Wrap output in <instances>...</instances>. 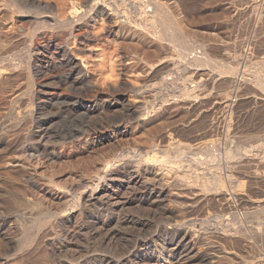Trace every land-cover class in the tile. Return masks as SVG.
<instances>
[{
  "label": "rangeland",
  "instance_id": "obj_1",
  "mask_svg": "<svg viewBox=\"0 0 264 264\" xmlns=\"http://www.w3.org/2000/svg\"><path fill=\"white\" fill-rule=\"evenodd\" d=\"M43 1L53 2V4H55V6L57 7L56 11H58L59 16L64 17L65 16L64 13L68 12V10L73 5V2L82 4L84 3L85 0L84 1L83 0H43ZM161 1L164 2L167 8L170 10H175L177 8L176 7L177 2L178 4H182V6H186L187 8H189L190 16L192 17V21H193V30H194L193 39L198 41L200 44H205L210 48H212L213 51H215L214 53L215 54L217 53L216 56L221 60V64L227 66L226 67L227 69L228 67L237 68L236 71L237 74L233 75V74H229L228 72V74L226 73L225 75L223 74L222 76L217 72L212 73L213 71L210 72V70H201V69L198 71H196L197 69L193 71L192 70L186 71L188 72L186 73L185 71L183 72V70L182 71L177 69L174 70L173 68L174 66H171L169 68L167 67V68L156 69L155 71H151V73L149 74L147 73L150 71L142 75L139 74L138 76L134 77V79L132 80L133 83L141 84L144 81L148 80L147 81L148 88L150 89L151 87L152 89L151 95L153 97L151 95H147L148 97L144 95L143 101H145L146 103L145 105H151L153 102H156V100L159 101L162 105L164 104L168 105L169 103H170L169 105H172L176 103L178 100L177 98L180 97L182 86L185 83V79L188 77L190 78L189 80L187 79V81H190L189 83L191 85L193 84L192 81H200L199 80L200 78L206 77L208 79V82L210 81L209 85L207 82V89H209L208 92L213 94L212 95L213 100L211 101V105H209V108L205 107L204 109H201L202 112L200 110H199L200 112L199 111L196 112L188 109L176 108L174 110H171L167 114H164V116H162V118L159 120L150 119L151 117L149 118L147 115H146L147 117L146 116L137 117V115L132 114L131 111H128L126 107L128 101H130V99L131 100L133 99V94L131 92H126L123 99H115V97L118 96V94L117 93L115 94L111 90L110 92L109 89H106L107 86L105 85L109 82L115 85V87L119 88V85L116 84H118L119 81L121 80L118 71H119V63L122 60L123 53L127 52L129 53L130 56H133L134 58H131L129 60L131 61L135 69H140L141 71V67H142L141 65L143 61L142 59L143 57L145 58L148 56L149 57L152 56L151 52L153 51V47L148 46L149 44L147 43L145 45L144 42L138 43L135 41H131L130 39H128L129 41L128 40L121 41L120 39H116L115 37L107 38L105 29L103 28L104 27L103 20L99 19L96 28L94 30L96 33V37L92 42L93 47H97L99 51L92 52L89 51L88 49L81 50V54H83L86 59L88 58L87 60L85 59V61L87 62L90 69L98 74H103V77H101L102 79L100 78L101 80L98 81L99 82L98 85L97 84H95L96 86L92 85L93 87L91 86L90 83H89L90 84L89 87L87 86L88 84L86 83L78 84L75 86H71V84H67L68 86L59 85L55 83L58 82L59 80V76H60L59 70L58 69L55 70L53 68L55 71L52 69L51 70L52 72L51 71L48 72L49 73L48 76H52L49 77V81H51L50 82L51 84L46 88L47 92L42 93L40 95L42 97L41 100L43 99L44 96L46 97L54 96L53 97L54 100L49 101V104H52V107L49 110L50 112L49 116L52 118V122L50 123L51 127L49 126L48 128V140L50 143L47 142L49 144L47 145V152L44 151L43 149H40L41 151L38 150L39 152L37 151L35 153L36 155L35 154H33L32 156L29 155L28 152L24 151L23 148L24 144L22 143L23 137L21 133L18 134L17 133L18 131H15L11 128H7L5 130L6 133L3 132L4 136L0 135V214L3 215V216L0 215V220H7V223L5 224L3 230L5 231L6 228L8 231L11 230L9 231V233L8 231L4 232V234L6 233L5 235H8V237L11 235L14 236L17 235V237H21L22 232L20 233V231L22 230L21 226L24 224L23 222L26 223L31 218L37 217V213L40 212L42 209L41 206L45 207L48 204L57 205L63 202L64 198L61 196L67 192V190L69 189V185L72 182L79 181V178H81V176L84 173L83 164L85 163L82 162H86L88 161V159L92 164V165L90 164L91 168H93L103 160L109 157L112 158L114 155L121 154L120 152H122V150L126 148L127 149L132 148L131 149L132 151L142 150L145 156H151L154 154V156L161 155L162 156L161 159H164L166 156H171V158H173L174 155H172L170 151L172 149L171 147L176 146L177 142L191 141V140L193 144H201L208 141L210 144L212 142L213 144L210 145H213L214 149L219 154L225 153L226 150L227 152H229V150L233 151L240 147H244L249 150L253 148L261 150L264 148V121L260 120L263 117L259 115L258 107H255L256 102L252 98L254 94L250 93L251 95L249 94L247 95L250 98H252L251 101L250 98L246 96V93L244 94L246 90L243 88L245 86H243L244 84H242L243 83L242 81L238 80L236 83V85L238 86V87L236 86L237 89L242 88V90L239 89L241 90L240 92H238V94L240 93L239 96H237V92L230 94L231 98L233 97L232 99L234 100L237 99L236 108H234L235 110L232 111L233 113L231 112V110H229L228 112L227 111L228 109L225 111L223 106L222 107L219 106L217 108V105L214 104L215 102L216 103L218 101L220 102L223 99V97L226 95L225 91H227L229 88H227V84L225 83L229 82L228 80L230 78H231L230 81L234 79V77H239V79L242 76H244L245 78H252L253 75H255L256 73H259L261 71L264 72L263 71L264 70V63H263L264 62V28L261 29V25L264 24V0H161ZM11 9L12 6L9 0H0V55L4 57H6V55L17 56V54H20V52L23 51L24 49L22 43V40L24 39L23 37L25 36L29 37L32 36V34L33 35L37 34L38 33L37 28H39V30H43L44 28L40 27L41 25H38L37 21H39L38 18L41 19V17L45 18L47 16V14L45 13H41L40 15H32V14L22 15L14 12ZM18 16L23 17V19L21 20L17 19ZM54 33L57 34L58 38L60 37L61 39L60 41H64L63 40L64 38H62L63 36L65 37L64 32L62 33L61 30L60 31L57 30ZM256 40H260L259 41L260 45H258V47L253 45L254 44L253 41L255 42ZM72 41L73 40L70 39V42L73 44ZM17 42H19L20 44ZM72 44L70 45L73 46ZM14 45L15 46L17 45L16 48L19 49L18 53L16 52L17 49L14 47ZM75 45L76 47L79 46V44H75ZM250 45L251 47L254 48L251 49ZM19 47H21L22 50H20ZM249 48L251 49L250 51H248ZM244 50L246 51L244 52ZM141 56L143 57L140 59ZM197 72L199 75L196 74ZM9 74L10 72H8L5 75V78H7L6 80H4L5 79L4 78L3 79L4 81L3 80L0 81V121H4L7 123H9V121L11 122L14 118V115L12 116L13 109L10 106H8L9 104L7 101L8 99L10 100L14 97L13 91L16 90V87L19 86L22 82L26 81L25 78L26 76L23 73H22L23 75L20 74L21 76L17 75V73L15 74V72L13 73L11 72V74L10 75ZM13 75H17L16 76L17 78H15ZM195 83L196 82H194V84ZM151 84H153L154 86H152ZM240 85L241 87H239ZM154 87L157 92L154 91L155 90ZM237 89L236 91H238ZM105 90L106 91L108 90V92L106 93ZM250 90L253 91V88L250 87ZM78 92L80 93L78 94ZM153 92L154 93L156 92L155 93L156 96L155 94H153ZM97 93L98 94L104 93V96H97L96 95ZM260 93L261 95L257 94L254 97L262 98L264 100V91L263 93L262 91ZM220 94L223 95L220 96ZM66 97L67 98L80 97L82 100L88 101V103L92 104V106L88 108L87 106L81 105L82 106L81 107L80 104L77 103L76 105H74L75 113L73 115H67L64 113L63 110L62 111L60 110V107L61 108L67 107V105L70 103L69 101H68L69 103L65 102ZM142 97L140 98L142 99ZM145 97L147 101L149 100L150 101L147 102L145 100ZM166 98L169 99V102H165L164 99ZM41 100L39 99L38 101L41 102ZM166 101L168 100L166 99ZM26 102L27 99L25 97L19 104L16 102V106H15L16 108L14 107V109H17V111L24 109ZM141 103L143 107L144 102H142V100ZM145 105L144 107L146 108L152 106L151 105L148 107ZM222 108L224 110H222ZM150 109H151L150 111H152V108ZM223 111H225V113H223ZM223 119L224 121L225 120L226 121L224 122ZM193 120H196L194 121L195 122L194 124H193ZM217 124L218 125L221 124V125L218 126ZM212 125L214 126V128ZM9 129H11L12 131ZM100 129L102 130L104 129L106 132L108 131L109 132L108 134H110L111 137L109 136L110 138L108 137L105 141L97 142L96 144L91 143V136L93 137L94 133ZM146 149L148 150V152L146 151ZM42 151H44V153ZM263 157L264 154H261V156L257 157V159L254 158L255 161L253 160V162L252 161L249 162L252 164L254 163L253 164L254 166L259 165L258 166L259 170H261L263 174V178H262L263 181L260 180L261 182H258L256 184L253 183L255 186L251 184L253 193L257 191L258 194L257 193L253 194L252 192L248 193L247 190L249 188L247 186V183H245L246 184L244 186L245 188L240 186L241 183L244 181V177L246 180V174L248 175V173L254 171L256 167L252 166L251 164L248 167H246V165H248L249 163L244 162L242 159L237 157L238 160L237 158L231 159L226 164H222L223 166L221 168L217 169V171L221 170L223 172H226L225 174L228 173L232 180L230 181L232 182V187L229 184V179L227 182V187H225L226 191L229 190L227 191L229 193L227 196L229 198L228 200L226 199L227 201L223 199L218 200L217 199L218 196L216 197V195H214L215 192L209 193V195L204 193L205 196L207 197L206 198L202 193V191H199L198 193L200 195L195 197L194 203H192V206L194 208L192 206L190 207L187 206L189 207L187 209L186 205H184L183 207L179 206L180 207L179 208L176 204L170 202L171 206L173 205L176 208L175 212L173 213L175 215L172 214L173 216L171 214H167V216L163 214L162 210L160 209L161 207H163L161 205L158 207H154L157 208V214L155 211L153 212V208H148V206L146 205L142 206V208L136 207L135 205L129 206L130 208H128L127 211L129 210L130 212L126 211V213L124 212V214L129 216L134 221L131 222V224L130 223H126V224L127 225L130 224L129 225L130 227L132 226L134 227L131 229L129 226L126 227V224H124L125 228L123 227L124 225H119L118 227L115 225L116 227L113 228V232L111 234L112 241L108 239L107 242L108 244L104 243L103 246L99 242H96L97 240L99 241V239L95 238L96 239L95 240L88 238L89 236L88 234H86L88 230L85 228H83V231L82 229L81 231L79 229L77 230V233H79L78 236L74 235L72 237V235H69L70 237H68L64 233H62L63 236L61 235L62 237L60 236L59 240L55 239V242L47 241L49 242V245L45 244V246H43L44 244L43 245L41 244L42 246L40 245L38 249H36V246L34 245L29 246L32 250H34V252L30 250L29 247L28 249L26 247L21 250L18 249L20 250L19 252L17 248L16 250L14 249L15 248L13 247L15 246L14 244H10V246H8L9 244H7L5 241L2 242L0 240L2 242V243L0 242V264L1 262L2 264H78L79 261L82 260L78 258L83 256L82 254H85L84 256L90 254L89 253L90 250L95 247L97 250L100 249L99 251H101L98 252L96 250V252H94L96 254H104L103 251H105V254L108 253L107 255H112L113 253V255L116 256L117 253L120 252L119 254L123 256L128 250L127 240L129 239V236L131 238L132 235L134 237L137 235L140 236L144 235L141 236L143 238L149 235L148 237L151 238L152 236L161 233L163 229L161 230L160 228L164 224V221L166 224V221L168 220H169L168 222L171 221V223L172 222L175 223L177 220V222L179 223L180 222L184 223L185 226L189 225L190 227L191 226L194 227L197 236H195L196 234H193L195 238L191 237V239L192 241L194 240L193 243L195 242L194 243L196 248L195 252L198 251L200 254L201 252L202 254L219 253L222 256L221 258H216L212 261L209 260L201 261L197 258L194 259L186 258L184 253L183 255L179 254L172 257V259L166 262L165 264H263L264 238L263 239L260 238L264 236L259 237L258 234L255 233V231L257 232L256 229L258 228L257 221H261L263 219L262 222L264 223V207H262L264 206V172H263L264 158ZM259 158H261L262 163L260 162ZM250 167L253 169L251 170ZM261 167H263V170L261 169ZM245 171L247 172L245 173ZM155 172L160 173V171H158L157 168H155ZM254 187L255 189L257 188L259 190L257 189L254 190ZM198 190L200 189L198 188ZM232 192H234L235 195H233ZM245 192L251 194L250 195L251 199H254L255 196L257 195L260 197L262 206L260 204L259 209L262 207L263 209L261 208V210L263 211L260 213L261 211L260 210L258 211V213H260V217H262L261 219L257 218L258 216V213H256L258 210V207L256 208L257 205L249 201L250 199L247 198ZM259 192L262 194H260ZM15 200L19 201L21 206L23 204L22 206L23 208H21V206ZM27 200L30 202V204ZM19 206L21 208V211ZM143 207H146V210H144L145 208ZM159 209L161 210V212H159ZM148 210L150 212H145ZM16 211L17 212L24 211V213L23 214L20 212L17 213ZM250 211L252 212V214H250L252 216L249 218L250 220L249 221L246 220L244 217L245 214ZM162 214L165 215V217ZM152 215L155 221L149 220V219H153ZM16 216L18 220L15 219ZM169 216L171 217L169 218ZM254 216H256L257 219ZM1 217L3 218L1 219ZM207 218L209 219L207 220ZM31 220L32 221L27 222L28 232L34 229V223H33L34 220L33 219ZM194 220L196 222H194ZM192 221L194 223H192ZM17 222L21 225L19 226ZM143 222L146 224H144ZM205 222H207L208 224L206 225ZM262 222L258 223L259 226L260 223ZM223 223L224 225L228 223L229 225H232L233 227H236L239 230L240 228L243 227L245 229L247 225V229L245 230L249 232L248 235L251 234L249 235L248 238H251V240L249 241H251L252 244H249L251 243L249 242L248 245L245 242L248 245L247 246L245 243L242 242V240H240V242L242 243L241 245V243H238L239 240L235 241L233 239H230V237L228 238L226 236H222L218 234L217 232L218 230L216 231V227L218 229V227L223 226ZM263 223L259 228H261L262 226L264 228ZM143 224L144 226H142ZM112 226L114 227V224ZM153 226H155V228ZM207 226H209L210 228L209 227L208 229L205 228ZM256 226L257 228H255ZM249 227L250 229L251 228L255 229V230L253 229L254 233H252V230H250ZM123 228L124 229L128 228V229L125 231ZM263 228L260 229L262 233L264 232ZM145 229L147 232L149 231L148 233L151 234H147ZM150 230H152V232ZM134 231L135 233L136 231H138L136 233L137 235L134 233ZM145 232L147 235L145 234ZM124 236H126L125 239L123 238ZM140 236L137 237L141 238ZM77 237H79V239ZM118 237H120L119 239H122V241L117 239ZM84 238L87 240H84ZM62 239L64 240V243H62L63 242ZM86 241H89V244L90 242L91 244L92 242L93 244H95L94 242H96V244L100 246L97 247V245L96 246L94 245L95 247L92 246V248L89 249L86 247V244H88V242ZM51 242L54 245H51L52 244ZM109 242L110 245L112 246L109 245ZM89 244L87 246H89ZM50 245L51 247L49 248ZM58 245L62 246V249ZM125 245L127 246L126 248ZM107 246L108 247L110 246L111 250L108 249ZM52 247L54 248L52 249ZM68 247L69 248L72 247L71 248L72 250L65 249ZM118 247L120 248V250L118 249ZM104 248L106 249L104 250ZM54 249L57 251H55ZM73 249H76L77 252L76 250ZM82 249L85 251V253L84 251L81 253ZM46 250L47 252H45ZM87 250L88 253H86ZM107 250L109 252L112 251L113 252L109 254ZM246 250L249 251L251 250V252L248 254V252L246 253ZM115 251L118 252L116 253ZM221 251H225L226 254L223 255ZM69 252H71L72 254ZM22 253L25 254L23 255ZM7 254L9 255L7 256ZM12 254L13 256H11ZM79 254L81 256H79ZM70 255L74 257L78 255L76 259L77 261L73 260V258H71ZM116 257L123 258L119 255ZM156 263H157V257H155L150 262H148V264H156Z\"/></svg>",
  "mask_w": 264,
  "mask_h": 264
},
{
  "label": "bare ground",
  "instance_id": "obj_2",
  "mask_svg": "<svg viewBox=\"0 0 264 264\" xmlns=\"http://www.w3.org/2000/svg\"><path fill=\"white\" fill-rule=\"evenodd\" d=\"M9 1L12 6L11 10H13L14 12L18 14H22V15L23 14L40 15L41 13L47 14L45 18L41 17V19H39L38 17H36L39 20L37 21V24L41 25L40 27L44 28L43 30H39V28H37L38 29L37 34L35 35L32 34V36L28 35L29 37L25 36L26 38L23 37L24 39L23 40L21 39L23 46H24L23 51H21L22 53L20 52V54H17L19 49L16 48L17 45L16 46L14 45V47L17 49L16 50L17 53H15L17 54V56L16 55L15 56L6 55V57H4L0 55V81H2L5 78V75L8 72H10V74L11 72L12 73L15 72V74L17 73V75L19 76H21L20 74L23 73L26 76L25 77L26 81H24L25 83L22 82L19 86H17L16 90L13 91L14 97L13 98L11 97L12 99L10 100L8 99L7 101L9 104L7 105L13 109L12 116L14 115V118L11 122L8 120L9 123L0 121V133H2L0 135L4 136L3 132H5L7 128H11L15 131H18L17 132L18 134L21 133L23 137L22 143L24 144V147H23L24 151L28 152L29 155L31 156L40 149H43L44 151L47 152V145H49L47 143L49 142L48 128L50 126V123L52 122V118L49 116L50 115L49 110L51 109L52 104H49V101L51 100L53 101L54 96H51V97L44 96L42 100H41L42 97L40 96L42 93L47 92L46 88L51 84L50 83L51 81H49V77H52V76H48L49 75L48 72H50L53 68L55 70L56 69L59 70L60 72L59 80L58 82H55L59 85L71 84V86H75L78 84L86 83L88 84L87 85L88 87L90 84L91 86L92 85L96 86L95 84L98 85L99 83L98 81H100L102 79L101 77H103V74H98L96 72H93L90 69L87 62L85 61L86 59L85 56L81 54V50H85V49H88L89 51H92V52L99 51L97 47H93L92 45V42L94 41L96 37V33L94 30L96 28V25L99 19L103 20V23H104L103 28L105 29L107 38L115 37L116 39H120L121 41H127L128 39H130L131 41H135L138 43L144 42L145 45L147 43L149 44L148 46L153 47V51L151 52L152 56L150 57L148 56L145 58L143 56L140 57V59L143 57L142 59L143 61L141 60L142 61L141 71L140 69H135V67L132 65L131 61L129 60L134 57L130 56L129 53L127 52L123 53L122 60L119 63V71H118V74L121 77V80L119 81L118 84H116V85H119V88L115 87V85H113L112 83H109V82L107 84L105 83L106 84L105 86H107L106 89H109V91L111 90L115 94L116 93L118 94L119 97L115 95L116 96L115 99H123L126 92H131L133 94V99L132 100L130 99V101H128V103L127 104L125 103V104H126L128 111H131L132 114L137 115V117L138 116L144 117L147 115L149 118L151 117L150 119L159 120L162 118V116H164V114H167L168 112L176 108L177 109H188V110L197 112L199 110L201 111V109H204L205 107L209 108V105H211V101L213 100L212 99L213 94L208 92L209 89H207L208 79L203 75L206 79L200 78L199 79L200 81H192L193 82L192 85L189 83L190 81H187V79L189 80L190 77L186 79L184 78L185 83L182 86V91L179 97L180 99L177 98L178 100L176 103L174 104L171 103L172 105H169L170 103L168 105L167 104L162 105L159 101L156 100V102H153L154 104L152 103L153 105L151 104L152 106L145 105L146 103L145 101H143L144 95L146 97H148L147 95H151L152 89L151 87H150L151 90L148 88V84H147L148 80L144 81L141 84L133 83L132 80L134 79V77L138 76L139 74L142 75L150 71L147 73L149 74L151 73V71H155L156 69L167 68V67L169 68L171 66H174L173 67L174 70L176 69L181 70V71L183 70V72L191 71V70L193 71L195 69H197L196 71H198L201 69V70H210V72L213 71L212 73L217 72L222 76L223 74L224 75L226 73L228 74V72L229 74H233V75L237 74L236 72L237 68L228 67L229 69L228 70L226 68L227 66H224L221 64V60L216 56L217 53L215 54L214 53L215 51H213L212 48H210L209 46L205 44H200L198 41L193 39L194 30H193L192 17L190 16V12H189L190 9L187 8L186 6H182V4H178V2L176 6L177 8L175 10H170L167 8L165 3L162 2L161 0H85V1L83 0L84 3L82 4L73 2V5L69 9L70 11L68 10L67 13L65 12L64 17H60L58 14V11H56L57 7L51 1H43V0H9ZM17 19L21 20L23 19V17L18 16ZM262 28H264V24L261 25V29ZM57 30L59 31L61 30L62 33L64 32L65 37L64 36L62 37L61 35V37L64 38L63 39L64 41H60L61 40L60 37L58 38L57 34L54 33ZM70 39L73 40L72 41L73 44L70 42ZM259 41L260 40H256L255 41L256 43L253 41L254 44L253 43L252 44L258 47V45H260ZM70 44H72L73 46H71ZM75 44H79V46L76 47ZM19 48L20 50H22L21 47ZM253 48L254 47H251V49ZM251 49L249 48L248 51H250ZM245 51L246 50H244V52ZM158 72H161V71H158ZM196 74H198V72ZM17 75H13V76L17 78L16 77ZM6 79L7 78H5L4 80ZM230 79L228 80L229 82L225 81L226 82L225 84H227V88H229L227 91L224 90L226 95L224 94L225 96L220 102L218 101L217 103L216 102L214 103L215 105H217V108L219 106L221 107L223 106L225 111L228 109L227 110L228 112L229 110H231L232 112L233 110H235L234 108H236L237 99L235 100L232 99L233 97L231 98L230 94L237 92V96H239L240 93L238 94V92H240L242 88H239L241 90L236 88L237 86L236 83L238 80L243 82L242 84H244L243 86H245L243 88L246 90V92L244 91L243 92L244 94L246 93V96L248 94L249 95L254 94V96L257 94L261 95L260 92L262 91L263 93L264 91V72L262 71L253 75L252 78H245L244 76H242L240 79L239 77H234V79H232L231 81ZM194 82L196 83L194 84ZM209 82H208V85H209ZM151 85L154 86L153 84ZM239 87H241V85ZM250 87L253 88V91L250 90ZM236 89L238 91H236ZM154 91H156V89ZM107 92L108 90L106 91V93ZM79 93L80 92H78V94ZM155 93L153 92V94ZM96 95L104 96V93H99V94L97 93ZM221 95L223 94H220V96ZM254 96H252V98L256 102L255 107H258L259 115L263 117V118L260 117L261 118L260 120L264 121V100L262 98H258V97L256 98ZM25 97L27 99L25 108L18 110V111L17 109H14V107L16 106V102L19 104ZM140 97H142V99ZM146 97H145V100H146ZM247 97L250 98L249 96ZM252 98H250V101ZM39 99L41 100V102L38 101ZM166 99L168 101H166ZM166 99H164L165 102H169V99L168 98ZM65 100H66L65 102L67 103L70 102V103L67 105V107H64V108L60 107V110L61 111L63 110L64 113L67 115H73L75 113L74 105H76L77 103H79L80 106L83 105V106H87L88 108L92 106V104L88 103V101L82 100L80 97H77V98H67L66 97ZM141 100L142 102H144L145 106H148V107L151 106V107L146 108L144 107V105L142 107ZM150 108H152V111H150L151 110ZM223 108L222 110H224ZM225 111H223V113H225ZM146 120H149V119H146ZM194 121L196 120H193V124L195 123ZM216 127H215V130H216ZM108 133L109 132L108 131L106 132L104 129L98 130L97 132L94 133L93 137L91 136V143L96 144L97 142L105 141L110 136V134ZM210 144H213V143L211 142ZM210 144H209V141L205 143H201V144H193L192 140L177 142L176 146L171 147L172 149L170 150L171 154L174 155L173 158H171V156H166L164 159H161L162 157L161 155L154 156L153 153H152L153 155L151 156H145L142 150L132 151L131 150L132 148L130 149L126 148V149H123L122 152H120L121 154L116 153L117 155H114L112 158L109 157L98 164L96 163L97 165L93 168H91L92 164L89 161V159L88 161L85 160L86 162H82V163H85L83 164L84 165L83 175L81 176V178H79V181L72 182L69 185V189L67 190V192L61 196L64 198L63 202L57 205L48 204L45 207L41 206L42 209L40 212L37 213V217L31 218L34 220L33 221L34 229L30 232L27 231L28 230L27 222L32 221L31 219L28 220L26 223L23 222L24 224L21 226L22 230L20 231V233L22 232L21 233L22 236L20 235L21 237H17V235L15 236L11 235L8 237V235H5L6 233L4 234V232L8 230L6 228V230L4 231L3 229H4L5 224L7 223V220H0V240L2 242L5 241L7 244H9L8 246H10V244H14L15 246L13 247H15L14 248L15 250L16 248L17 250L18 249L21 250L25 247L28 249V247L32 245L36 246V249H38L41 244L42 245L44 244L43 246H45V244L49 245V242L47 241L55 242V239L59 240L62 233H64L68 237H70L69 235H72V237L74 235L78 236L79 233H77V230L79 229L81 231L82 229L83 231V228H85L88 230V232L86 233L89 236L88 238L99 239V241L97 240L96 242H99L103 246L104 243L108 242V239L111 240V234L113 232V228H115L116 226L118 227L119 225H124L126 223L131 224V222L134 221L129 216L124 214V212L126 213L127 209L130 208L129 206L135 205L136 207L142 208V206L146 205L148 206V208H153V212L155 211L157 214V208H154V207H158L161 205L163 207H161L160 209L162 210L163 214L167 216V214L172 215L176 209L173 205L171 206L170 202L176 204L178 207L179 206L183 207L184 205H186V207L187 206L190 207L192 206V203H194V198L200 195L198 193L199 191H202L203 194L205 193L208 195L209 193L215 192L214 195H216V197L217 196L219 197V198L217 197L218 200H221V199L228 200L229 197L227 196L229 193L227 191L229 190L226 191L225 187H227L228 179H229V184L232 187V182H230L232 180L228 173L225 174L226 172H223L221 170L217 171V169L221 168L223 166L222 164H226L227 162H229V160L234 159V158L236 159L237 157H239L240 159H242L244 162H247V163L251 161L253 162V160L255 161L254 158L257 159V157H260L261 154H264V148L261 150H258L255 148L249 150L244 147H240L233 151L228 149L229 152H227L226 150L225 153L219 154L218 152H216L213 145H210ZM44 151L42 152L44 153ZM146 151L148 152L147 149ZM259 159L261 162V158ZM250 164L254 166L253 165L254 163L253 164L249 163L248 165L246 164L245 165L246 167H248ZM258 166H254L256 167V169H254V171L252 172L249 171L250 173H248V175L246 174V180L244 177V181L240 185L243 188H245L244 187L246 185L245 183H247V186L249 188L247 190L248 193L250 192L253 193L251 184L253 183L256 184L258 182H261L260 180H262L263 178V174L261 170H259ZM155 168H157V170L160 171V173H156ZM252 169L253 168H251V170ZM261 169L263 170V167H261ZM246 172L247 171H245V173ZM198 188L200 190H198ZM256 189L254 187V190ZM248 193L245 192L247 198L250 199L249 201L257 205L256 208L258 207V210L255 208L257 210V212L256 211L255 212L258 213V211H260L261 208L264 207L261 204V199L258 195L255 196L254 199H251V196H250L251 194H248ZM255 193H257V191H255ZM232 194L235 195L234 192H232ZM197 201H198V198H197ZM17 203L20 205L19 201H17ZM260 204L262 207L259 209ZM22 206L21 208H23ZM189 207H187V209ZM21 208H20V211H21ZM143 208H145L144 210H146V207H143ZM160 209H159V212H161ZM262 211L263 210H261L260 213ZM145 212H150V211L148 210ZM20 213L23 214L24 211ZM260 213H258V216H257L258 219L262 218L260 217ZM250 214H252L251 211L247 212L244 218L246 220H249V218L252 216ZM165 215L163 216L165 217ZM17 216H20V215H17ZM17 216L15 218L16 220H18ZM158 217H159V214H158ZM170 217L171 216H169V218ZM254 217L256 218V216ZM2 218L3 217H1V219ZM208 219L209 218H207V220ZM149 220L155 221L154 217L153 219H149ZM168 221H166V224L164 221V224L160 228L161 230L163 229L161 233H158L154 236L151 235L152 236L151 238L148 237L149 235L147 237L145 236L142 238L141 236H144V235H141V236L137 235L136 233L138 231H136V233L134 231V233L138 237L140 236L141 238H138L137 236L134 237L133 235H132L133 237L131 236L130 238L129 236V239L127 240L128 250L126 249L127 251L125 255L122 256L119 254L120 252L117 253L118 251L117 252L115 251L117 253L116 256L119 255L123 258L116 257L115 255H113L112 253L113 251L109 252L108 250L107 252H109V254L112 253V255H107L108 254L107 252H106L107 254H105V251H103L104 254H96L94 253L97 250L95 247L97 245L96 242H94L95 244H93V242L92 244L91 242L89 244V241H86L89 244V246H87L88 244L85 243L87 248L91 249L92 246L95 248H92L90 250L89 252L90 254H87L88 256L87 255L84 256L85 254H82L83 256H81L79 254V256H81L82 258L80 257L78 259L80 260L82 259V260L81 261L78 260L79 261L78 264H148V262H150L155 257H157L156 264H165L166 262L170 261L172 257L179 255V254L183 255L184 253H185L186 258H189V259L197 258L201 261H206V260L212 261L216 258H221L222 255L219 253L202 254V252L200 251L201 252L200 254L198 251L195 252V249H196L194 245L195 242L193 243L194 240L192 241L191 239V237L195 238L193 234H196L195 233L196 230H194L193 226L191 227L189 225H188L189 227L185 226L184 223H181V222L179 223L177 222V220L175 223L173 222L171 223V221L170 222ZM262 221L263 219L261 221H257L258 228L257 226L255 227L257 228L256 229L257 232L255 231V233L258 234L259 237L264 236V232L262 233L260 230L263 228V226L259 228L261 224L263 223ZM194 222L196 221L194 220ZM194 222L192 221V223ZM259 222H262L260 223V226L258 224ZM156 223H159V222H156ZM205 223L206 225L208 224L207 222ZM113 224H114V227L112 226ZM130 224L128 225L126 224V227L129 226ZM144 224L142 226H144ZM20 225L21 224H19V226ZM123 227L125 228V225ZM133 227L134 226L130 228L132 229ZM153 227L155 228V226ZM156 227H157V224H156ZM208 227L209 226L205 228L208 229ZM127 229H124V230L126 231ZM245 229H247V225ZM245 229L243 227V228H240L239 230L236 227L229 225L228 223L226 225H224L223 223V226L218 227V229L216 227V231L218 230L217 231L218 234L222 236H226L228 238L230 237V239H233L235 241L239 240L238 243H241L240 240H242L243 243L246 242L248 244L249 242H251L249 241L251 240V238H248L249 235L251 234L248 235L249 232H247ZM253 229L252 228L250 229L252 230V233H254ZM150 231L152 232V230ZM148 232L147 234H151ZM195 236H197V234ZM120 237H118L117 239H119ZM125 237L126 236H124L123 238L125 239ZM77 238L79 239V237ZM263 238L264 237L260 239H263ZM84 240H87V239L84 238ZM119 240L122 241V239H119ZM62 243H64V240ZM249 244H252V242ZM51 245H54V244L52 243ZM51 245L49 246V248L51 247ZM109 245H110V242H109ZM126 245H125V248L127 247ZM98 246L100 245H97V247ZM109 247L107 246V248L111 250V247L110 248ZM53 248L54 247H52V249ZM60 248L62 249V246H60ZM71 248L68 247L65 249L69 250ZM105 249L106 248H104V250ZM118 249L120 250L119 247ZM20 250L18 251L20 252ZM30 250L32 249L30 248ZM73 250H76V249H73ZM88 250L86 251V253H88ZM99 250L97 251L101 252ZM251 250L250 251L246 250V253L248 252L249 254ZM18 251H15V252H18ZM32 251L34 252V250ZM83 251L84 250L82 249L81 253ZM45 252H47V250ZM122 252H123V249H122ZM221 253L223 255L226 254L225 251H221ZM9 254H7V256ZM11 256H13V254ZM77 257L78 255L75 257L71 256L73 260H76Z\"/></svg>",
  "mask_w": 264,
  "mask_h": 264
}]
</instances>
